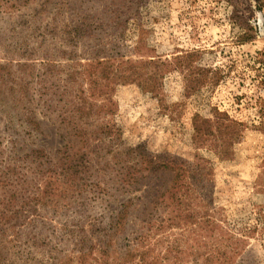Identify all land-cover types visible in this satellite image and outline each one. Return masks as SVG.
Listing matches in <instances>:
<instances>
[{
    "label": "rangeland",
    "instance_id": "rangeland-1",
    "mask_svg": "<svg viewBox=\"0 0 264 264\" xmlns=\"http://www.w3.org/2000/svg\"><path fill=\"white\" fill-rule=\"evenodd\" d=\"M115 1L23 0L0 6V65L10 67L13 78L20 74L19 65L33 67L35 74L52 67L48 82L31 86L45 88L31 91L39 133L29 136L24 126L6 130L14 111L11 105L0 106V177L16 196L11 209L21 210L22 200L31 203L35 214L15 230L8 229L6 236L0 235V264H126L119 262L116 252L124 245L144 260L127 264H264L262 14L251 12L253 0H238L237 8L222 0H128L139 7L117 16ZM246 18L254 27V39L240 44L241 33L248 29ZM112 57L160 58L175 69L160 80L159 96L136 83L115 85L109 92L112 110L107 107L90 117V131L108 122L121 132L114 145L107 139L83 148L97 172L92 169L81 178L91 181L88 184L103 183L104 201H99L85 192H68L66 180L50 172L51 164L40 168L21 160L32 149L54 156L63 147L61 134L68 127L56 114L58 98L66 91L63 104L69 111L79 90L88 88L81 71L96 59ZM13 83L8 80L7 86ZM50 98H54L51 108L43 110V101ZM216 111L242 124L224 158L215 149L220 146L218 131L208 127ZM10 139L19 140L14 150ZM137 150L159 169L142 172L136 190L117 193L111 181L121 168L135 167L132 152ZM117 153L118 162H112ZM173 160L204 173L206 189L168 208L160 204V195L174 177L160 173V164ZM1 185L0 202H4L8 192ZM131 199L136 203L121 235L124 241H118L112 253H104L99 229ZM4 209L8 208L0 204ZM214 211L216 225L211 228L209 215ZM83 234L92 241L79 243ZM87 242L96 248L81 258L77 251Z\"/></svg>",
    "mask_w": 264,
    "mask_h": 264
},
{
    "label": "trees",
    "instance_id": "trees-1",
    "mask_svg": "<svg viewBox=\"0 0 264 264\" xmlns=\"http://www.w3.org/2000/svg\"><path fill=\"white\" fill-rule=\"evenodd\" d=\"M6 2H16L20 3L23 0H0V6L4 5ZM228 5L237 8L241 3H238V0H222ZM254 4L251 6V12L254 14L259 12L264 18V0H253ZM114 8L113 12L115 15L120 16L122 13H131L135 8L139 7V4L136 1L130 2L128 0L121 1L116 0L112 3ZM2 7H0L1 9ZM248 29L241 33L239 37L240 44H246L253 41L254 37L252 32L254 27L248 25L249 19H245ZM19 76L13 78L12 69L8 66L0 65V106L11 105L12 110L14 111V116H9L7 121L9 127H6V130H13L16 126H24L27 131V134L30 136L33 133H39L41 131L40 123L37 119V110L34 107V100H32L31 93L33 90L42 92L45 88L38 87L41 82H48L50 77L52 67L47 65L41 73L35 74L33 67L28 65H19ZM175 68L173 64L169 61H163L160 58H154L149 60H124L119 59L118 57H112L111 59L106 58L104 61H98L97 59L89 63L84 71H81L80 75L83 80L88 85L86 90H79L78 95H75V101L70 103V110L66 111V106L63 104L64 96L66 91H62V94L58 98L59 109L56 112L59 120L63 122L67 127L68 131L62 138L65 141L63 147L57 150L54 156H49L45 151L39 149H32L25 154V157L21 160L22 162L26 161L28 166H31L29 163L33 164L35 167L44 168L50 165V172L53 173L55 177L60 179L62 176L66 180L67 191L68 192H85L84 194L94 197L95 200L104 201L100 197V194L103 191V183L98 180L93 181L92 183H87V179H82L81 175L90 173L93 169L91 164V159L89 155L86 154V151H83L86 146H89L91 143H103L104 140H109V142L114 145L120 138L121 132L115 124L102 123L96 126H99L97 130H91V124L89 123L90 117L101 114L106 111L107 107L109 110H112V101L109 99L112 92V87L119 84H129L136 83L142 90L147 91L155 96H159L158 87L160 80H162L165 75ZM8 80H12L13 86H7ZM36 84V89L32 86V83ZM4 85V88L2 87ZM34 86V85H33ZM71 87V86H69ZM3 88V89H2ZM72 90H74L71 87ZM43 96L44 93H39ZM92 100H101V104H94L90 102ZM54 98L44 100L42 104L43 110H48L51 108ZM42 101V100H40ZM42 110V111H43ZM65 110V111H64ZM55 114V113H54ZM8 117V116H7ZM214 119L210 126V129L215 128L218 131L217 140L220 146H215L217 152L223 158L226 157L228 144L232 143L233 136L240 133L242 124L232 119L226 113H221L216 111L213 115ZM12 128V129H11ZM197 131H202V128L198 126ZM207 129V128H206ZM70 136V137H68ZM11 149L14 150L19 144L18 139L9 140ZM207 142V140H206ZM81 143L82 146L78 147V144ZM234 143V142H233ZM83 151V152H82ZM135 154L137 163L135 167H129L126 171L121 168L119 174L111 181L113 188L117 193L124 194L129 189H135L142 179V172L144 171H157L159 167H153V161L142 152V150L133 151ZM111 154V153H110ZM121 154H113L112 162H118V158ZM221 158V157H220ZM28 167L27 165H22ZM105 167L109 164H104ZM34 168V167H33ZM111 171V167H109ZM94 172H97L93 169ZM13 171H8L12 173ZM160 173L166 174L169 173L173 175V182L171 187L160 195V204L168 205L170 207L179 206L183 204V200L189 198L193 193L199 194L206 189V179L204 173L195 171L192 168L187 167L186 163L182 160H173L168 161V163L160 164ZM6 176V173H3ZM0 177V183L2 184V190L8 192L5 196V201L0 202L1 205L6 206L8 209L4 211L0 210V235L2 237L6 236L8 229L15 230V228L20 224H24L29 218V215H34L32 213L30 204L25 201L20 200L18 204H22L21 210L13 211L12 205L14 203L15 195L10 193L7 190L6 186L9 183H5ZM105 186V185H104ZM50 188V187H48ZM99 189V192L96 193V190ZM136 190V189H135ZM106 192V191H105ZM194 195V197H195ZM108 193V198H112ZM86 200L87 196L84 197ZM93 199V200H94ZM91 200V199H90ZM35 201V200H34ZM136 199L128 200L127 202L120 205L119 210L112 214L108 220V223L99 229L97 237L99 242L102 244V250L104 253H112L114 249L119 246L118 241H124L121 235L126 230V227L129 222L130 210L132 207H135ZM24 204V208H23ZM212 203H209L207 206H211ZM216 211L213 212L211 216V228H214L216 225L215 222ZM190 218H192L190 216ZM191 220V219H190ZM219 220V219H218ZM193 222V220H192ZM214 230V229H213ZM79 243L83 241H92V238L86 237L85 234L79 237ZM91 238V239H90ZM90 242L86 243V247L83 249H78L77 252L81 255V258H84L87 253L93 252L96 248L89 246ZM77 247H79L77 245ZM114 247V248H113ZM113 250L111 251V249ZM117 259L124 261V263L132 262L134 259H140L143 261L141 256L136 257L131 253L130 248L126 245L121 246L117 251ZM121 263V262H120Z\"/></svg>",
    "mask_w": 264,
    "mask_h": 264
}]
</instances>
